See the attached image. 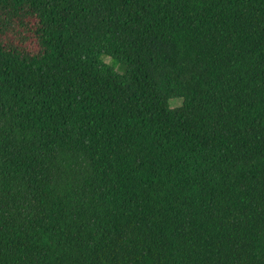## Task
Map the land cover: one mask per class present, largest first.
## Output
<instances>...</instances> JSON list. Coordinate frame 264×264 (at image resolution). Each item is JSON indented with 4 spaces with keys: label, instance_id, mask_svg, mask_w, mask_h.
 Segmentation results:
<instances>
[{
    "label": "trees",
    "instance_id": "16d2710c",
    "mask_svg": "<svg viewBox=\"0 0 264 264\" xmlns=\"http://www.w3.org/2000/svg\"><path fill=\"white\" fill-rule=\"evenodd\" d=\"M0 264H264V0H0Z\"/></svg>",
    "mask_w": 264,
    "mask_h": 264
},
{
    "label": "rangeland",
    "instance_id": "374dc122",
    "mask_svg": "<svg viewBox=\"0 0 264 264\" xmlns=\"http://www.w3.org/2000/svg\"><path fill=\"white\" fill-rule=\"evenodd\" d=\"M182 105H183V100L182 99H176V100H173L171 102V107L172 108H178V107H180Z\"/></svg>",
    "mask_w": 264,
    "mask_h": 264
}]
</instances>
